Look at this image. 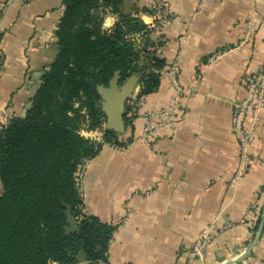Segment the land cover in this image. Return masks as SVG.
Wrapping results in <instances>:
<instances>
[{
    "label": "crops",
    "instance_id": "obj_1",
    "mask_svg": "<svg viewBox=\"0 0 264 264\" xmlns=\"http://www.w3.org/2000/svg\"><path fill=\"white\" fill-rule=\"evenodd\" d=\"M153 1L168 15L153 34L161 42L160 56L179 67V81L191 94L183 101L187 113L150 147L133 140L120 152L104 144L88 162L80 186L84 211L116 227L106 264H264V226L251 247L257 230L241 223L252 204L259 211L264 206V109L249 169L231 184L241 161L231 132L233 113L246 95L245 77L263 60L264 0L134 4L149 7ZM132 5L129 0L128 14ZM62 12V0H0L1 126L31 104V87L53 61L49 47L56 44ZM140 17L153 23L152 15ZM248 20L255 23L252 33ZM115 21L106 14L103 28ZM138 90L135 85L132 96ZM172 95L169 83L161 81L122 135L134 139L146 113L167 106ZM215 217L236 225L216 235L202 259L190 260L199 231Z\"/></svg>",
    "mask_w": 264,
    "mask_h": 264
},
{
    "label": "trees",
    "instance_id": "obj_2",
    "mask_svg": "<svg viewBox=\"0 0 264 264\" xmlns=\"http://www.w3.org/2000/svg\"><path fill=\"white\" fill-rule=\"evenodd\" d=\"M130 1L132 14L122 12L123 0H62L54 32L58 54L44 68L25 116L0 126V264L107 263L116 227L84 211L76 172L102 145L121 146L132 137L104 129L102 142L89 141L79 132L82 119L91 129L105 122L98 87H107L115 72L120 83L139 78V99L157 91L166 65L156 53L161 42L153 38L154 28L140 18L156 10ZM100 10L116 16L111 28H103ZM136 116L130 99L125 127ZM66 207L76 223L71 232Z\"/></svg>",
    "mask_w": 264,
    "mask_h": 264
},
{
    "label": "built area",
    "instance_id": "obj_3",
    "mask_svg": "<svg viewBox=\"0 0 264 264\" xmlns=\"http://www.w3.org/2000/svg\"><path fill=\"white\" fill-rule=\"evenodd\" d=\"M149 7L156 10L152 15L153 23L149 26L158 30L167 23V12L163 8H160L159 4L155 1L151 2ZM260 25L264 28V19L260 21ZM245 26L248 33H252L255 30V23L251 20H248ZM156 53L160 55L161 49L159 47L156 48ZM217 58H219V56L215 57V59ZM179 74L180 69L176 64L165 65L160 70V82L167 81L173 89L170 103L163 108L146 113V122L140 133L134 137V139L132 138V141L124 145L112 146L115 150L120 152L126 151L130 148L133 140L141 141L146 146L150 147L155 139L162 134H166L171 129L173 122L178 116L187 113L183 101L189 97L191 93L187 87L180 83ZM244 86L246 95L240 100L233 113V126L231 132L238 143L241 161L231 180V184L246 175L252 159L251 148L256 141L258 126L261 123L260 111L264 109V56L258 67L245 77ZM131 100L134 101L137 114H140L142 105L144 104V98L136 99V96H132ZM88 162L89 161L83 162L77 169L76 180L78 181L79 189ZM257 215H259L258 205L252 204L247 209L241 223L252 225ZM235 225L236 223L229 219L224 220L222 223H218L215 217L208 225L199 231L198 237L190 249V260L202 259L207 246L211 244L213 238L219 233L233 228Z\"/></svg>",
    "mask_w": 264,
    "mask_h": 264
},
{
    "label": "water",
    "instance_id": "obj_4",
    "mask_svg": "<svg viewBox=\"0 0 264 264\" xmlns=\"http://www.w3.org/2000/svg\"><path fill=\"white\" fill-rule=\"evenodd\" d=\"M124 9L122 12L124 14L129 13V0H123ZM50 57L54 60L58 54L57 44H53L49 47ZM139 78L135 75L126 79L123 83H120L118 72H115L113 77L110 79L108 86H99L98 92L101 97L100 108L103 114L105 115V124L106 129L115 131L118 134H123L125 132V124H124V110L125 103L132 98V91L135 85H138ZM41 86V81L37 78L36 83L30 89V98L32 99L38 89ZM31 107V104L25 108L23 113L19 116L23 118L25 116L26 111ZM66 218L69 224V227L66 228V232H71L76 229V223L74 218L70 214V208L66 207ZM264 226V206L262 209V214L260 218V222L255 233L254 241L251 244V247L258 240L260 233ZM250 247V248H251ZM231 261H228L225 264H229Z\"/></svg>",
    "mask_w": 264,
    "mask_h": 264
},
{
    "label": "rangeland",
    "instance_id": "obj_5",
    "mask_svg": "<svg viewBox=\"0 0 264 264\" xmlns=\"http://www.w3.org/2000/svg\"><path fill=\"white\" fill-rule=\"evenodd\" d=\"M100 11H102V10H100ZM102 12H103L104 16L109 13V12H106V11H102ZM136 39H137V42H138L139 41L138 37ZM84 114H85V111L82 110L81 115L85 116ZM86 119H88V118L87 117H83V119H82V123H81V126H80L81 128H80V131H79L81 136H83L85 139H88L89 141H92V142H102V140H103V130L106 129L105 122L102 123L101 125H99L97 128L91 129V128L88 127L89 121L88 120L86 121Z\"/></svg>",
    "mask_w": 264,
    "mask_h": 264
}]
</instances>
